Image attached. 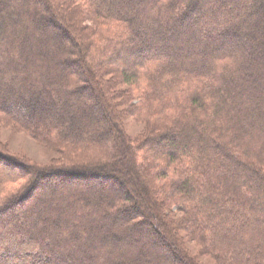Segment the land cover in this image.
I'll return each mask as SVG.
<instances>
[{
	"label": "trees",
	"instance_id": "obj_1",
	"mask_svg": "<svg viewBox=\"0 0 264 264\" xmlns=\"http://www.w3.org/2000/svg\"><path fill=\"white\" fill-rule=\"evenodd\" d=\"M263 106L264 0H0V119L64 158L0 147V264H264Z\"/></svg>",
	"mask_w": 264,
	"mask_h": 264
},
{
	"label": "rangeland",
	"instance_id": "obj_2",
	"mask_svg": "<svg viewBox=\"0 0 264 264\" xmlns=\"http://www.w3.org/2000/svg\"><path fill=\"white\" fill-rule=\"evenodd\" d=\"M244 50H245V48H244ZM242 55L245 56V53H243ZM125 87H126L125 85H121V84L118 86V88H125ZM17 92L22 94L20 91H17ZM14 95L15 94L13 92L11 93V95H9L8 93L3 94V96H5V97H13ZM33 96H35V97L30 98V99L24 97L27 99L25 104H28V106L19 107L18 109L16 108L17 112L23 113L26 110H28V108H32V107L34 110H36L37 107L40 108L39 106H36L37 105L36 100H38L40 98V96L38 94H35V93ZM17 97H19V95H17ZM32 100H35V101H32ZM34 102H36L35 105L33 104ZM44 107L45 108L41 109L43 111L42 114L45 115L43 117L44 119L48 118V112L51 109L55 113H60V110H61L56 105L51 106V105H48V103H45ZM125 107H126L125 105L120 104L118 109L122 110V109H125ZM38 110H40V109H38ZM256 112L258 113L257 115H260L262 112H264V108L262 110H258V111L252 110V114H256ZM96 113H98V112L96 111ZM121 116H122V125H123L124 133L129 138L135 139L143 131L144 124L142 122L134 119L129 113L122 114ZM243 117H245L246 120H249V115H247V116L244 115ZM0 147L3 150H6V151L10 152L11 154L17 156L18 159L32 163V164L36 165L37 167H39L43 170L47 169V168H51L52 166H55L56 163L60 162L61 160H64L62 154L59 152L58 149H56L53 146H50L49 144H47L46 142H44L42 140L36 139L35 137L29 135L26 131L19 129L17 127H14L13 125H11L10 122H7L6 120H3V119H0ZM104 160H105V158L103 159V161ZM105 161H107V160H105ZM64 162H67V161H64ZM116 176L119 178L120 182L122 183V186L125 187L126 190H129L130 194H132L133 193L132 192L133 187H131L129 184H126L123 181V178L121 177L120 174H116ZM73 178L74 177H72L71 179L74 180ZM52 180L53 179L48 181L49 186H50L49 188H51V189L53 188V190L58 191L57 193H59V194L65 193L66 189H72L71 187H74V186H87V185H91L92 187L98 188V189H100L101 187H105L111 191H114L115 193L121 192L120 191L121 190V183L120 182L118 183L117 178L114 176H112L111 178L102 177V178H98L96 180H88V181L85 179H78L77 178L75 182L74 181H69V182H65V183L62 182L58 186H56V184H54L52 182ZM44 190L45 189L42 186V189L41 188L38 189L36 196L43 193ZM23 210L24 209L19 208L20 213ZM172 210L174 211V207L172 208ZM179 233L182 236L181 242H182L183 248L190 255H192L194 260H197L201 264H216L215 260L210 255L202 253L201 246L198 243L189 239L185 235L184 232L181 231ZM143 235L146 237V239H148V240L151 239V240L155 241L159 246L164 247L165 244H164L163 240L158 239V237H156L154 233L149 232L147 230L144 232ZM23 263L24 262H22L20 264H23Z\"/></svg>",
	"mask_w": 264,
	"mask_h": 264
}]
</instances>
